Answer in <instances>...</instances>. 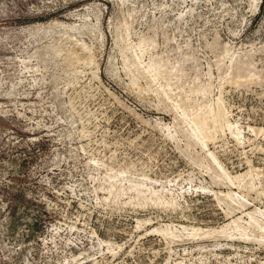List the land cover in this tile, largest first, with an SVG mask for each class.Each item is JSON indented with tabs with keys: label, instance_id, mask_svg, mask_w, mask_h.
<instances>
[{
	"label": "rangeland",
	"instance_id": "obj_1",
	"mask_svg": "<svg viewBox=\"0 0 264 264\" xmlns=\"http://www.w3.org/2000/svg\"><path fill=\"white\" fill-rule=\"evenodd\" d=\"M0 264H264V0H0Z\"/></svg>",
	"mask_w": 264,
	"mask_h": 264
}]
</instances>
